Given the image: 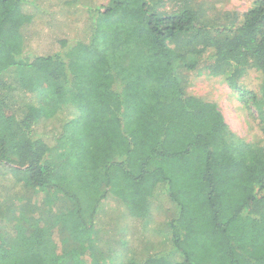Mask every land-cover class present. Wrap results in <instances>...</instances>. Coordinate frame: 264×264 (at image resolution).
<instances>
[{"label":"trees","instance_id":"obj_1","mask_svg":"<svg viewBox=\"0 0 264 264\" xmlns=\"http://www.w3.org/2000/svg\"><path fill=\"white\" fill-rule=\"evenodd\" d=\"M153 1L0 0V214L39 192L69 202L59 243L46 221L0 216V264H264V143L236 136L178 71L223 77L264 133V0L228 24ZM250 70L258 92L241 84ZM105 200L139 219L136 257L122 237L124 258L98 251L120 233Z\"/></svg>","mask_w":264,"mask_h":264},{"label":"rangeland","instance_id":"obj_2","mask_svg":"<svg viewBox=\"0 0 264 264\" xmlns=\"http://www.w3.org/2000/svg\"><path fill=\"white\" fill-rule=\"evenodd\" d=\"M96 2L98 4L104 5L106 4L107 0H96ZM153 2L155 3L156 7L165 12L174 11L182 7L190 8L196 13V18L199 24H228L232 22L235 13L243 12L251 5V0H154ZM51 10L53 14L55 8H52ZM32 30L33 29L30 28L29 32ZM76 35L80 36L82 34L77 32ZM191 38V35L182 36L178 41L179 46L183 47L185 45L184 41ZM33 44H35V42H33ZM178 71L182 76L183 84L185 85L188 93L202 99L215 102L218 109L223 114L225 122L236 134V136L243 138L247 142L264 143V133L260 131L258 125L249 119L247 111L243 107L242 103H240L237 93L227 85L223 77L219 75H213L207 70L190 71L187 68L179 67ZM260 81L261 79L258 72L255 70H250L242 78L241 84L248 90L250 89L254 92H258L261 85ZM3 168V165L0 164V171ZM8 177L11 179L13 178L12 174L10 175V173ZM0 182H3V177H0ZM165 199L167 200L166 195ZM68 204L69 202L65 201L59 193L39 192L34 198H31V201L27 200L21 205H18L19 207L13 206L12 208L14 211L11 210L9 212H3L4 214H0V216H7L8 221L5 218L4 222L2 223H10V219L14 218L16 212L18 211L25 216L24 218L32 217L34 221L40 224L46 221L51 224L48 228V236L54 238L53 240L55 243H59L63 238H65V234L63 231H61V227H59L57 224H52V222L56 216H59L64 212L63 209ZM23 209L26 210L25 213L22 212ZM116 209L117 205H115L113 201L108 200H105L100 208L102 212L104 211L106 213L105 215L107 218L113 219L111 225L120 231V233L114 232L110 237L103 238V240L106 242L102 243L103 245L101 244L98 246V251L102 252L108 260H119L124 258L125 251L127 250L129 251V254H132L136 257L138 252H136L137 250L134 251V246L138 248L139 243L143 246L144 244H147L146 236L143 235L141 231L142 225H136V227H134L136 221L138 222L139 219L130 217L124 207H122L123 214H121V216L129 223H133V225L121 222L122 218L117 216L119 209L117 211ZM155 211V219L160 220L162 216H159L160 213L157 212V210ZM174 211L175 209L172 211V216ZM167 217H165V219H167ZM9 226L10 225L1 226L0 232H8L10 229ZM4 227L7 228V231H4ZM103 227L104 226L100 227V232H102ZM158 227L160 229V226ZM122 228L123 231H121ZM159 231L161 232L164 230L162 229ZM119 237H122L126 241L127 244L125 246L127 250L125 249V246L117 245L116 239L118 240ZM148 237L153 239V237L150 235H148ZM131 243H133V245ZM163 247L167 249L166 251L169 250L168 247H165L164 245ZM113 248L115 250H112ZM199 249L200 246H198V250ZM207 257L211 258L213 255H206L204 258Z\"/></svg>","mask_w":264,"mask_h":264},{"label":"crops","instance_id":"obj_3","mask_svg":"<svg viewBox=\"0 0 264 264\" xmlns=\"http://www.w3.org/2000/svg\"><path fill=\"white\" fill-rule=\"evenodd\" d=\"M126 253H127V252L125 251V255H126Z\"/></svg>","mask_w":264,"mask_h":264}]
</instances>
